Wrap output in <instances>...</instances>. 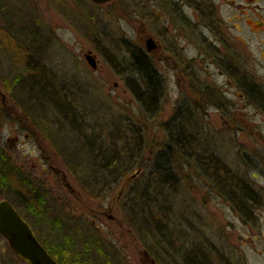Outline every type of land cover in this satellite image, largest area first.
Returning <instances> with one entry per match:
<instances>
[{
    "label": "rangeland",
    "instance_id": "obj_1",
    "mask_svg": "<svg viewBox=\"0 0 264 264\" xmlns=\"http://www.w3.org/2000/svg\"><path fill=\"white\" fill-rule=\"evenodd\" d=\"M163 4V0H116L102 6L89 0H0V35L5 28L12 35L19 33L25 37V46L35 44L33 64L40 60L52 71L51 85L68 84L69 89L54 90L59 91V98L66 95L72 99L84 120V125L75 128V122L66 119V110L62 113L47 101L35 100L27 85L31 77L25 79L21 75L19 79L13 60L7 58V52L0 51V87L5 89L15 110L23 109L17 122L21 131L10 135L9 127L13 124L9 118L8 128L4 126L0 136V146L10 164L33 182L35 197L53 198L52 211L48 212L51 222L41 236L43 241H53L49 227L60 221L66 231L74 229L100 240L118 264H186L191 253H197V258H205L209 264H264V202L256 200L259 206L251 207L252 216H242L230 197L209 182L193 160L183 162L176 187L164 188L166 202L172 203V223L179 230L174 232L180 238L174 243L176 249L157 233L151 207L148 219H143L140 197L147 184L149 197L152 195L149 181L154 157L166 141L165 125L177 112L183 118L181 122L200 140L203 152L227 163L239 183H245L248 177L243 164V117L237 116L233 121L228 116L221 119L206 96L207 105L199 102V86L194 87L197 79H202L205 87H213L212 96L215 88L218 106L231 104L214 86L224 82V78L217 75L213 66L204 68L211 50L201 47L198 53L196 49L202 41V29H186L182 34V26L165 24L160 19ZM228 12L234 15L231 8ZM252 28L257 32H237L249 51L239 61L255 65L259 60L257 69L262 72L260 51L264 32L258 24ZM230 32L236 33L233 28ZM150 36L164 49L178 48L175 53L162 50L149 59L164 85L161 109L154 117L142 113L127 85L129 78L138 77L131 69L127 46L145 49V40ZM183 47L186 49L182 53ZM89 52L98 59L96 69L85 58ZM197 54L201 57H193ZM84 130L97 145L109 147L107 153L113 147L118 154L125 151V146L134 158L140 153L138 162L121 157L108 172L99 170L98 159L91 161ZM15 135L19 136L18 143L12 145L13 140L8 138ZM135 135L141 138L137 143ZM124 138H129L130 143L126 144ZM249 175L251 178L252 170ZM262 182V178L257 179L256 186ZM14 188L0 189V199L9 198L22 208L25 190L17 186L19 196Z\"/></svg>",
    "mask_w": 264,
    "mask_h": 264
},
{
    "label": "trees",
    "instance_id": "obj_2",
    "mask_svg": "<svg viewBox=\"0 0 264 264\" xmlns=\"http://www.w3.org/2000/svg\"><path fill=\"white\" fill-rule=\"evenodd\" d=\"M1 30L5 33L0 35V47L1 45L3 46L1 48L3 50L0 49V51L3 53L7 52V58L12 59L16 68H19V79L21 75L25 79L29 76L31 77L28 79L27 85L31 90L32 97L37 101L42 102L44 100L47 103L53 104L61 112L66 110V119L71 123L75 122V128H78L79 125H84L83 113L81 111H78L79 113L76 112L72 99L66 95L64 98H59L57 96L59 91L54 90L57 87L69 89L68 86L63 85L61 82L59 84L53 82L51 85L52 71L42 65L40 60H35L36 62L33 64L32 59L34 58L35 44L31 43V46L27 47L24 44L25 37H21L19 33L12 35L10 30L5 28ZM127 47L132 62L131 69L138 76L137 78H129L127 85L142 113L145 116L154 117L160 112L164 98L163 80L149 60L143 57L138 47L133 45H128ZM34 65L35 69L33 68ZM39 105L42 106L43 104ZM181 121H183V118L177 112L170 122L165 125L166 141L158 148V152L154 157L153 169L151 171L152 180L150 179L149 181V184L153 188L151 191L152 195L149 197L148 184L144 185V192L140 197L139 206L142 209L141 213L144 214L143 219L145 221L148 219L147 212L151 207L152 223L157 227V233L162 235V237H166L173 244H177L180 239L174 234L176 230L179 233V230L177 225L172 223L173 219L169 214V208L172 203L166 202L164 188H174L180 183L181 166L184 161L192 162L193 160V162L199 164L203 176L209 182H212L213 185L218 186L223 195L226 193L230 197L234 209L238 210L242 216L249 218V216H252L251 207L255 208L259 206L256 199H246L244 196V191L246 190L245 184L239 183L240 181L236 177V173L229 169L221 158L203 152L200 140ZM84 132L85 130L83 131V135L86 140V147L92 155L91 161L96 162L98 159L97 167L99 165L103 166L102 169L99 166V170L108 172L112 166L118 165L121 157L128 156L129 159L138 162L140 153H137V157L134 158V153H129L130 149L128 146L124 147L125 151H120V153L116 154L111 144L112 152L109 151L107 153L106 150L109 147L105 148L102 144L97 145L94 141L95 139L92 136H86ZM125 138L123 141L126 140V144H129L130 139ZM140 140V136L135 135V142L137 143ZM32 183L31 180L23 178V175L10 164L8 187L11 189L14 186V190L16 191L19 188H24L25 204L31 208L35 224L38 226V229H41V231L38 230L39 238L56 260L61 264H118L114 256L110 254L108 248L100 240L85 236L81 231L74 229L66 231L60 221L55 222L53 226L49 227L50 232L48 234L52 235L53 241H43L41 236L43 233L45 234V229L51 221H49L48 211L42 208V196L35 197L33 192L35 189ZM249 190L251 189L249 188ZM153 230L156 231V228ZM173 247L176 249L175 244ZM189 255V259L185 260L186 264H209L205 258L203 260L199 257L197 258V253Z\"/></svg>",
    "mask_w": 264,
    "mask_h": 264
},
{
    "label": "flooded vegetation",
    "instance_id": "obj_3",
    "mask_svg": "<svg viewBox=\"0 0 264 264\" xmlns=\"http://www.w3.org/2000/svg\"><path fill=\"white\" fill-rule=\"evenodd\" d=\"M163 3V14L160 15L162 22L165 24L171 22L172 24L178 25V28L182 26V30H180L182 34L185 33L184 30L186 29L190 32H195L196 28L202 29V31L199 32L202 41L196 45V49L198 53L201 47L211 50L210 59L208 56H205V58L209 59V63L207 67L204 66V68L208 69L211 65V67L213 66L217 71V75L224 78V82L218 85L214 83V86H218L221 95L226 100H229L231 104L228 107L222 105L218 106L214 100L215 88L212 96L210 91L213 87H205L202 79H197V82L194 84V87L199 86L197 91L200 96L199 102L206 104L204 99L206 96L213 107L217 108V111L214 112L215 114H220L221 119L228 116L229 120L233 121L237 116L241 119L243 117L241 122L244 124V127L241 129L246 150L244 152L246 161L243 164L244 167H246L245 171L248 176L244 183L246 188L244 196L246 199H256L264 202V71L260 72L257 69L259 60L255 62V65H251L247 62L241 63L239 61L240 59L242 60L243 53L247 51V43L243 40L242 35L237 34V32L242 33L247 30L257 32L252 28V25L255 24L262 26V32H264V4L262 0H163ZM228 8L234 11L233 16L228 12ZM157 14L159 13L157 12ZM232 28L235 30V34H231L230 30ZM184 36L186 37L187 35ZM182 37L183 36H181V38ZM151 39L154 41V46L152 50H149L148 41ZM145 43V49H139L143 57L148 60L151 59L150 57L154 54H159L162 50L164 53H175L176 49H178L172 47H170V49L168 47L164 49V47L159 46L158 41L151 36L145 40ZM241 47L246 50H242ZM232 48H234L235 51H233ZM185 49L186 47L181 48L182 53ZM260 52V69L263 70L264 46ZM89 53L95 57L96 63L98 64L97 57L92 52ZM89 53L85 54V57ZM197 55L198 56L193 57H201L200 54ZM251 56L253 55L251 54ZM149 62L153 65L151 60H149ZM153 67L155 68L154 65ZM177 68L180 69V71L182 70L179 66H177ZM61 83L68 86V84ZM200 90H203V92ZM22 112L23 109L16 108L15 110L13 108L12 102L7 98L5 89L0 87V124H3L0 136L1 133L3 135L4 128L6 126L8 128L6 122H8L9 118L12 119L10 122L13 124L9 127L10 135L11 133L13 134L21 131L19 130L17 122L21 120L19 117H21L20 115ZM2 121L3 123H1ZM230 121L227 120V123H230ZM18 138L19 136L15 135L8 139L13 140L12 145H17ZM9 166L10 162L7 153L0 146V189L4 191L10 189L8 187ZM226 166L231 169L227 163ZM249 170L253 171L251 178ZM259 178H262L263 182L257 187L255 181ZM249 188L251 190H249ZM14 191L19 195L18 191ZM42 199V208L48 212L52 211L53 198L50 197L48 199L43 195ZM2 201L9 202L18 211L22 218L31 226L40 243L45 247V244L39 238L38 227L31 219L32 210L25 204V199L22 208L20 206L18 207V205L9 198L1 197L0 203ZM9 248L12 253L10 257ZM14 260L17 262L19 261L21 264H26L12 250L9 240L0 233V264H16Z\"/></svg>",
    "mask_w": 264,
    "mask_h": 264
},
{
    "label": "water",
    "instance_id": "obj_4",
    "mask_svg": "<svg viewBox=\"0 0 264 264\" xmlns=\"http://www.w3.org/2000/svg\"><path fill=\"white\" fill-rule=\"evenodd\" d=\"M89 1L96 5H104L115 0ZM153 46L154 41L151 39L148 41L149 50H152ZM86 59L92 68H97L95 57L88 54ZM66 186L69 188L71 187L68 184ZM0 233L9 240L12 250L26 264H61L40 243L31 226L7 201H2L0 203Z\"/></svg>",
    "mask_w": 264,
    "mask_h": 264
}]
</instances>
